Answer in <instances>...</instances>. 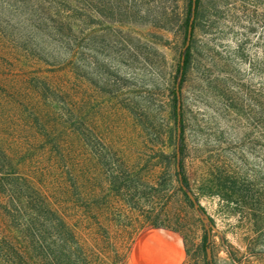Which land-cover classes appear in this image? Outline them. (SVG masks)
Returning a JSON list of instances; mask_svg holds the SVG:
<instances>
[{"label":"rangeland","instance_id":"374dc122","mask_svg":"<svg viewBox=\"0 0 264 264\" xmlns=\"http://www.w3.org/2000/svg\"><path fill=\"white\" fill-rule=\"evenodd\" d=\"M188 2L0 0V264H130L148 227L264 264V0Z\"/></svg>","mask_w":264,"mask_h":264},{"label":"crops","instance_id":"0c3cea01","mask_svg":"<svg viewBox=\"0 0 264 264\" xmlns=\"http://www.w3.org/2000/svg\"><path fill=\"white\" fill-rule=\"evenodd\" d=\"M181 239L161 227H148L138 232L129 251L130 264H182Z\"/></svg>","mask_w":264,"mask_h":264},{"label":"trees","instance_id":"16d2710c","mask_svg":"<svg viewBox=\"0 0 264 264\" xmlns=\"http://www.w3.org/2000/svg\"><path fill=\"white\" fill-rule=\"evenodd\" d=\"M38 1L40 2L39 4H44V5L40 6L41 8L46 6L45 2H51V5H52V3L56 2V0L55 1L54 0H38ZM198 1L199 0H189L186 15L184 18L185 27L188 25V23H191V22H189V17H190L191 10H192L190 8V6H191V4H193L194 8H196ZM54 6H55V8H57L56 4H53V8H54ZM193 11H195V9ZM50 13H53V12H50ZM189 60H190L189 48H188V46H185V48L180 51L179 60H178L176 67H175L174 80H176V83L178 86L181 85L182 80L184 79L186 69L188 68ZM174 113H176L175 109H174ZM177 126H179L180 130H179V137H178V142H177V157H176L177 168L175 170V173L177 175V180H178L181 192L185 197H187V193L190 190V187H189V183H188V180L186 178V175L184 173V168H183L182 159H181V154H182V150H183V140H182V135H181L182 124H180V122H179L177 124ZM15 169H16V162L10 157L8 152L6 150H4L0 145V173L6 174V175L17 173ZM18 178H20V180L22 181V184L21 185L19 184V186L23 187L21 197H23V198L24 197H29V198L34 197L35 195H33V194H31V196H29V194H25V188L27 189L28 187H30L31 190L33 191L32 186H29V184H27V182H29V179L21 173L18 174ZM25 182H26V184H25ZM7 183H9V182H7ZM9 185L12 186L13 184L9 183ZM196 210L200 213H202L204 211L202 206H200V205L196 206ZM67 230H70V228L67 227Z\"/></svg>","mask_w":264,"mask_h":264}]
</instances>
